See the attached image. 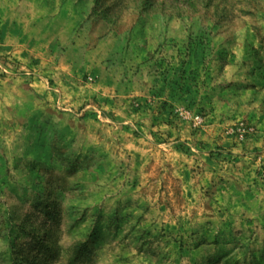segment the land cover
Wrapping results in <instances>:
<instances>
[{
    "label": "rangeland",
    "instance_id": "374dc122",
    "mask_svg": "<svg viewBox=\"0 0 264 264\" xmlns=\"http://www.w3.org/2000/svg\"><path fill=\"white\" fill-rule=\"evenodd\" d=\"M0 264H264V0H0Z\"/></svg>",
    "mask_w": 264,
    "mask_h": 264
}]
</instances>
